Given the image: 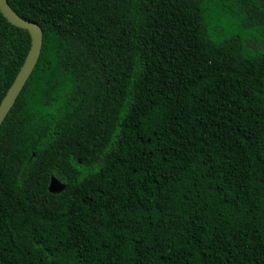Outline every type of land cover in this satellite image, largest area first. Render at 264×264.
<instances>
[{"label": "trees", "instance_id": "1", "mask_svg": "<svg viewBox=\"0 0 264 264\" xmlns=\"http://www.w3.org/2000/svg\"><path fill=\"white\" fill-rule=\"evenodd\" d=\"M8 2L0 264H264V0Z\"/></svg>", "mask_w": 264, "mask_h": 264}, {"label": "water", "instance_id": "2", "mask_svg": "<svg viewBox=\"0 0 264 264\" xmlns=\"http://www.w3.org/2000/svg\"><path fill=\"white\" fill-rule=\"evenodd\" d=\"M0 11L13 26L27 30L31 36V47L25 62L0 104L1 127L38 64L43 49L44 35L38 23L22 18L10 6L8 0H0ZM63 189L64 186L58 180L52 178L49 190L52 193H57Z\"/></svg>", "mask_w": 264, "mask_h": 264}]
</instances>
